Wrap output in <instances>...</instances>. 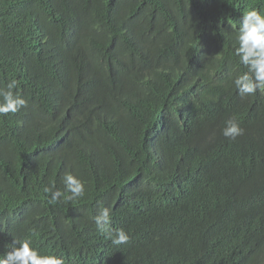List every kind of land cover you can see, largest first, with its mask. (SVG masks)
I'll return each mask as SVG.
<instances>
[{"label":"trees","instance_id":"16d2710c","mask_svg":"<svg viewBox=\"0 0 264 264\" xmlns=\"http://www.w3.org/2000/svg\"><path fill=\"white\" fill-rule=\"evenodd\" d=\"M251 8L264 0H0V88L28 102L0 116V254L30 238L65 264H264V93L232 83ZM65 172L85 195L50 205ZM101 207L127 244L97 232Z\"/></svg>","mask_w":264,"mask_h":264},{"label":"clouds","instance_id":"9594fccd","mask_svg":"<svg viewBox=\"0 0 264 264\" xmlns=\"http://www.w3.org/2000/svg\"><path fill=\"white\" fill-rule=\"evenodd\" d=\"M236 48L234 55L239 58V63L246 69L238 73L232 83L237 94L243 98L264 93V13L257 8L243 12L239 18V27L235 34ZM18 82L13 79L4 88H0V116L15 114L21 108L27 107L24 99L17 89ZM243 128L235 117L225 121L222 135L230 140H235L243 135ZM63 190L55 187V182L43 188L47 202H71L85 195V182L71 172H65L61 177ZM98 233L113 245H122L129 242V235L124 229L111 227V214L109 208L101 207L98 214L92 217ZM5 251L0 254V264H65L62 257L53 254H41L32 245L30 238L13 239L5 245Z\"/></svg>","mask_w":264,"mask_h":264}]
</instances>
